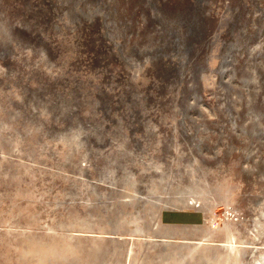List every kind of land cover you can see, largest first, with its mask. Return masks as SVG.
Listing matches in <instances>:
<instances>
[{"label": "rangeland", "instance_id": "374dc122", "mask_svg": "<svg viewBox=\"0 0 264 264\" xmlns=\"http://www.w3.org/2000/svg\"><path fill=\"white\" fill-rule=\"evenodd\" d=\"M0 264H264V0H0Z\"/></svg>", "mask_w": 264, "mask_h": 264}, {"label": "crops", "instance_id": "0c3cea01", "mask_svg": "<svg viewBox=\"0 0 264 264\" xmlns=\"http://www.w3.org/2000/svg\"><path fill=\"white\" fill-rule=\"evenodd\" d=\"M167 214V213H166ZM173 217H171L170 215H165L164 219H172Z\"/></svg>", "mask_w": 264, "mask_h": 264}]
</instances>
